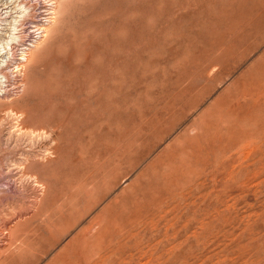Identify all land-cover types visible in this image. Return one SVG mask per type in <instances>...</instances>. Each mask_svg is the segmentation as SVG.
<instances>
[{"label":"rangeland","instance_id":"374dc122","mask_svg":"<svg viewBox=\"0 0 264 264\" xmlns=\"http://www.w3.org/2000/svg\"><path fill=\"white\" fill-rule=\"evenodd\" d=\"M23 1L0 264H264V0Z\"/></svg>","mask_w":264,"mask_h":264},{"label":"bare ground","instance_id":"6f19581e","mask_svg":"<svg viewBox=\"0 0 264 264\" xmlns=\"http://www.w3.org/2000/svg\"><path fill=\"white\" fill-rule=\"evenodd\" d=\"M9 1L13 6L8 11L4 12L6 15L4 18L0 17V92L2 91V94L6 93V86L9 81V73L6 71V68L14 61V76L21 75L25 62L28 60L27 57H29L28 51L30 50V47H24L20 49L18 53L19 57L13 55V45L16 43L17 45H23V40H21V24L23 19L29 15L31 9L23 0ZM7 17H9V19H7ZM43 24L44 23H40L36 27L39 34L46 32V27ZM15 41L16 43H14ZM2 94L0 95L2 96Z\"/></svg>","mask_w":264,"mask_h":264}]
</instances>
